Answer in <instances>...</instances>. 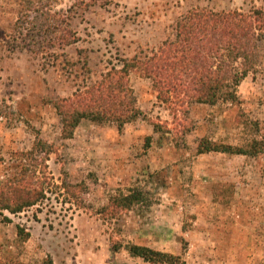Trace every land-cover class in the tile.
Returning <instances> with one entry per match:
<instances>
[{
	"label": "rangeland",
	"instance_id": "374dc122",
	"mask_svg": "<svg viewBox=\"0 0 264 264\" xmlns=\"http://www.w3.org/2000/svg\"><path fill=\"white\" fill-rule=\"evenodd\" d=\"M82 1L0 0V176L14 173L11 155L37 138L53 147L46 198L4 211L10 221L0 215V264H44L48 256L54 264H166L132 256L128 244L180 254L185 264H264V153L197 150L203 137L264 140V43L237 103L175 107L133 71L144 116L122 131L85 119L64 138L54 107L124 59L151 55L188 10L247 12L264 9V0ZM62 10L79 37L63 49L48 44ZM136 188L143 195L131 209L109 206Z\"/></svg>",
	"mask_w": 264,
	"mask_h": 264
},
{
	"label": "trees",
	"instance_id": "16d2710c",
	"mask_svg": "<svg viewBox=\"0 0 264 264\" xmlns=\"http://www.w3.org/2000/svg\"><path fill=\"white\" fill-rule=\"evenodd\" d=\"M96 2L90 0L89 4ZM68 18L62 10L61 26L58 25V31H53L55 35L49 39L51 47L63 49L79 40ZM261 43H264V9L247 12L206 7L190 9L177 19L173 36L164 40L151 55L124 59L119 66H111L100 79L56 99L54 107L61 116L62 135L73 137L85 119L98 124L112 122L122 131L126 124L143 117L130 79L133 71L151 79L157 98L175 107L193 102L209 105L220 101L240 102L238 86L257 68ZM197 150L199 154L258 156L264 153V140L253 137L243 145H233L203 137ZM52 152L48 141L37 138L31 149L11 155L17 164L14 173L0 176L3 220H11L4 211L17 214L46 198L48 185L52 184L48 165ZM142 195L141 190L132 189L113 196L109 206L117 211L128 210L141 201ZM18 233L24 240L30 237V232L22 226L18 227ZM122 247L115 244L114 250ZM126 249L145 261L185 264L180 254L147 245L128 244ZM44 264H54L52 257L48 256Z\"/></svg>",
	"mask_w": 264,
	"mask_h": 264
}]
</instances>
